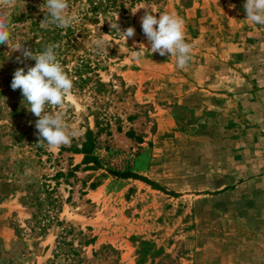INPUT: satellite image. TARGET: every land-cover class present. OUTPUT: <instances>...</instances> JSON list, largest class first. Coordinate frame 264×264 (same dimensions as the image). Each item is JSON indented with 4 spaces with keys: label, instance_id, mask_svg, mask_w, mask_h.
Wrapping results in <instances>:
<instances>
[{
    "label": "rangeland",
    "instance_id": "374dc122",
    "mask_svg": "<svg viewBox=\"0 0 264 264\" xmlns=\"http://www.w3.org/2000/svg\"><path fill=\"white\" fill-rule=\"evenodd\" d=\"M129 1L92 14L89 0H68L80 19L66 29L40 26L45 0L0 8L12 25L10 48L0 45V264H264L260 195L232 185L235 137L260 132L250 108L264 26L246 20L245 0ZM151 10L185 21V68L150 51L141 18ZM17 43L59 45L73 89L64 109L46 111L63 113L69 145L39 143L38 117L11 87L36 63Z\"/></svg>",
    "mask_w": 264,
    "mask_h": 264
},
{
    "label": "clouds",
    "instance_id": "9594fccd",
    "mask_svg": "<svg viewBox=\"0 0 264 264\" xmlns=\"http://www.w3.org/2000/svg\"><path fill=\"white\" fill-rule=\"evenodd\" d=\"M14 3L15 0H0V8L11 7ZM40 8L45 12V19L40 22L42 28L55 25L66 29L78 23L80 19L77 13H69L68 0H45ZM244 11L247 21L264 26V0H245ZM132 12L135 14L137 11ZM11 27L8 11L0 10V45H7L10 48ZM111 27L112 29L116 27L126 41L135 36L134 27H128L126 30H122L119 24L118 26L111 24ZM141 27L153 54L158 52L161 56L175 57L177 67L181 69L188 65L193 44L186 42L185 21L182 17L168 12L159 13L157 16L151 10L141 18ZM93 45L97 51L103 52L107 45V35L93 40ZM142 46L145 45L139 46L134 59H140ZM58 47L57 44H49L43 52H33L31 48L15 44V51L23 50V58L35 60L36 63L27 71L24 68L17 69L11 82L13 90H21L24 101L30 105L28 110L38 117L35 126L39 143L46 142L51 151L69 145L76 134L69 130L61 111L54 113L46 111L49 107L64 109L65 101L73 89V80L65 71L55 51Z\"/></svg>",
    "mask_w": 264,
    "mask_h": 264
},
{
    "label": "crops",
    "instance_id": "0c3cea01",
    "mask_svg": "<svg viewBox=\"0 0 264 264\" xmlns=\"http://www.w3.org/2000/svg\"><path fill=\"white\" fill-rule=\"evenodd\" d=\"M258 43L261 45L263 52V39ZM261 59L263 60H260V62H263L264 55ZM251 93L253 102H257V104L252 103L253 107L250 108L251 119L256 123V127L259 126L260 132L253 135L249 134L244 139H236L235 137V140L244 142V144H240L235 152L240 158H243L240 161L243 165L239 167L236 165L234 172L236 180L232 185H234L236 191L244 189L247 193L251 190L257 194L259 193L260 204L264 206V83L258 84ZM247 111H249V108Z\"/></svg>",
    "mask_w": 264,
    "mask_h": 264
},
{
    "label": "trees",
    "instance_id": "16d2710c",
    "mask_svg": "<svg viewBox=\"0 0 264 264\" xmlns=\"http://www.w3.org/2000/svg\"><path fill=\"white\" fill-rule=\"evenodd\" d=\"M142 0H130L129 6L131 7L133 3L139 2ZM90 6L88 8V11H90L92 14L96 11H117V10H125V5L123 3V0H103L99 2H92V0H89ZM88 135H91V131H87ZM91 143L90 140H86V142L82 143L81 149H77L80 152H82L84 156V160L88 159L89 152L91 149Z\"/></svg>",
    "mask_w": 264,
    "mask_h": 264
}]
</instances>
